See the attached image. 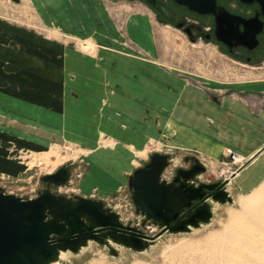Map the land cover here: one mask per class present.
Returning <instances> with one entry per match:
<instances>
[{
	"label": "rangeland",
	"instance_id": "1",
	"mask_svg": "<svg viewBox=\"0 0 264 264\" xmlns=\"http://www.w3.org/2000/svg\"><path fill=\"white\" fill-rule=\"evenodd\" d=\"M44 1L0 0V20L32 31L41 41L66 45L89 56L108 50L149 61L152 68L158 70L153 76L166 75L181 92H195L217 104L225 97H237L252 104L254 96L249 94L261 91L257 84L264 82V64L257 66L239 60L220 51L212 42L190 40L180 28L157 19L145 0H66L76 2L55 6ZM83 2H88L87 6ZM95 7L104 12L100 25L97 23L100 19L91 12ZM139 15L147 16L145 37L142 36L144 32L138 31L140 26L132 20L133 17L140 20ZM142 37L146 38L148 49L141 46ZM114 63L117 62L103 64L105 73L111 72ZM108 78L106 75V86L114 89L109 80L106 82ZM166 95H154L151 123H145L141 129L146 130L136 133L141 138L140 146H94L90 151V147L71 138L38 147H17L12 141L6 142L7 155L16 164L0 155V166L4 169H0V186L8 193L35 197L45 187L42 176L66 164L69 179L60 186L52 185L53 191L68 197L83 195L102 199L107 207L119 212L124 223L156 233L160 227L152 220L146 221L145 215L137 211L129 187L130 175L149 162L152 153L168 155L169 163L162 175L167 181L173 179L178 168H190L198 161L202 163L205 170L197 174V184L222 181L247 160L239 151L225 146L224 139L215 140L222 144L217 151L208 152L192 145V130L186 121L162 107L168 104L177 108L176 102L184 103L183 97L172 101ZM105 100L107 105L108 100ZM257 101L260 105L251 107L256 119H261L258 114L263 113L264 99ZM247 108L250 110L248 105ZM156 113L160 115L159 123L154 118ZM142 119V113L135 117L137 124ZM255 131L262 133L258 129ZM86 133L92 138L95 136L91 130ZM114 133L131 139L122 132ZM222 134L224 136V132ZM215 135L222 136L217 129L212 137L217 138ZM111 139L110 134L104 133L100 144ZM205 142L211 144L210 140ZM228 148L235 153L228 154ZM7 165L9 169L4 167ZM227 189L229 197L225 201L212 202L211 218L187 231L166 232L142 250L114 240L91 239L77 251H66L67 256L60 264H264V153L233 178Z\"/></svg>",
	"mask_w": 264,
	"mask_h": 264
},
{
	"label": "crops",
	"instance_id": "2",
	"mask_svg": "<svg viewBox=\"0 0 264 264\" xmlns=\"http://www.w3.org/2000/svg\"><path fill=\"white\" fill-rule=\"evenodd\" d=\"M72 1L44 2L55 6L76 2ZM87 3H84L85 6ZM91 12L100 19L97 22L99 24L104 12L98 7ZM139 16L140 20L134 17L132 20L140 26L142 30L138 31L144 32L142 36L145 37V33H148L147 16ZM144 37L141 46L148 49ZM107 61L117 62L112 65L110 73H105L102 68ZM155 72L158 70L152 68L149 61L108 50L89 56L66 45L41 41L32 31L0 20V155L16 164L7 155L8 141L17 147H38L71 138L90 147V151H93L94 146H140L141 138L136 133L146 130L141 129L142 125L151 123V109L155 104L153 99L157 94H167L166 98L168 96L172 101H177L178 96L183 97L184 103L177 101V108L168 104L162 107L179 120L186 121L192 130H189L193 135L192 145H198L201 150L208 152L217 151L222 144L215 140L224 139L225 146L247 157L246 162L235 170L236 174L233 177V174L230 175L232 179L264 153V109L262 114H258L261 119H256L251 107H258L260 103L257 100L264 99V82L257 84L261 91L249 94L254 96L252 104L237 97H225L221 104H217L210 97L206 100L195 92H181L180 88L172 85L168 76H153ZM106 75L110 77L106 82L109 80L114 89L106 86ZM152 86L158 88L154 93L153 90L157 88ZM105 99L108 100L107 105L103 102ZM122 106L128 108L125 110ZM198 108L202 110H196ZM139 113L143 114V119L137 124L135 117ZM158 116V113L154 115L157 123L161 122ZM257 125L261 128H256ZM215 129L222 136L215 135L217 138H213ZM90 130L95 133L93 138L85 134ZM114 131L122 132L131 139L116 136L120 133ZM104 133L110 134L112 139L101 145ZM114 139L117 142H113ZM208 140L211 141L209 145L205 142ZM260 140L263 143L256 142ZM122 141L127 143L123 144L125 142ZM129 152L133 155L132 150ZM0 169L4 170L1 166Z\"/></svg>",
	"mask_w": 264,
	"mask_h": 264
},
{
	"label": "water",
	"instance_id": "3",
	"mask_svg": "<svg viewBox=\"0 0 264 264\" xmlns=\"http://www.w3.org/2000/svg\"><path fill=\"white\" fill-rule=\"evenodd\" d=\"M174 1L200 14H215V32L231 46L252 49L259 43L264 0H240L260 5L261 13L248 18L218 9L217 0ZM168 163L167 154L154 152L150 161L129 177L137 211L160 227L153 234L124 223L119 212L107 207L102 199L68 197L53 191L52 185L60 186L69 179L66 164L42 176L45 187L35 197L8 193L0 186V264H50L59 259L61 251H77L91 239L114 240L142 250L166 232L187 231L209 220L212 202L229 197L227 186L236 171L222 181L197 184V174L205 170L198 161L190 168H178L173 179L167 181L162 175Z\"/></svg>",
	"mask_w": 264,
	"mask_h": 264
},
{
	"label": "flooded vegetation",
	"instance_id": "4",
	"mask_svg": "<svg viewBox=\"0 0 264 264\" xmlns=\"http://www.w3.org/2000/svg\"><path fill=\"white\" fill-rule=\"evenodd\" d=\"M147 4L152 7L156 17L165 24H172L183 30L188 38L198 42L204 40L217 44L223 51L235 58L247 63L262 66L264 64V26L258 35L259 43L252 49L244 45L231 46L219 39L215 32V14H200L189 9L187 6L178 4L174 0H154ZM218 9H227L245 17H251L261 13L258 2L246 4L240 0H217ZM264 22V16L261 14Z\"/></svg>",
	"mask_w": 264,
	"mask_h": 264
},
{
	"label": "bare ground",
	"instance_id": "5",
	"mask_svg": "<svg viewBox=\"0 0 264 264\" xmlns=\"http://www.w3.org/2000/svg\"><path fill=\"white\" fill-rule=\"evenodd\" d=\"M85 46H87V45H85ZM80 69H82V67L80 68ZM95 70V69H94ZM101 71V70H100ZM84 73V72H83ZM68 121H71V120H68ZM68 121H66L67 123H68ZM72 122V121H71ZM73 123V122H72ZM71 124V123H70ZM71 125H73V124H71ZM70 125V126H71ZM78 126V125H77ZM73 128H74V125L72 126ZM78 129V128H77ZM113 133V132H112ZM106 150V149H105ZM108 150V149H107ZM104 151V150H103ZM103 151H101V153L103 152ZM108 152V151H107ZM103 154V153H102ZM106 154H108V153H106ZM110 154V153H109ZM250 159V158H249ZM58 160V159H57ZM56 163V162H55ZM245 163V162H244ZM3 167V166H2ZM4 167H7L8 168V165L7 166H4ZM9 169V168H8ZM15 169V168H14ZM239 170V169H238ZM13 171V170H12ZM17 171V170H16ZM10 173H11V171H10ZM232 173H234V171L232 170V172H231V174ZM230 174V175H231ZM229 175V176H230ZM228 176V177H229ZM66 251H69V250H66ZM66 251H61L60 252V257H59V259H57V260H55V261H53V262H51L50 264H60L61 263V260L63 259V258H65L66 256H67V253H66Z\"/></svg>",
	"mask_w": 264,
	"mask_h": 264
},
{
	"label": "built area",
	"instance_id": "6",
	"mask_svg": "<svg viewBox=\"0 0 264 264\" xmlns=\"http://www.w3.org/2000/svg\"><path fill=\"white\" fill-rule=\"evenodd\" d=\"M226 150H227V153L230 154V155L235 153L232 149H229V148H228V149H226Z\"/></svg>",
	"mask_w": 264,
	"mask_h": 264
}]
</instances>
